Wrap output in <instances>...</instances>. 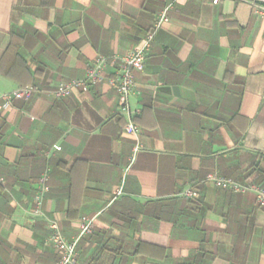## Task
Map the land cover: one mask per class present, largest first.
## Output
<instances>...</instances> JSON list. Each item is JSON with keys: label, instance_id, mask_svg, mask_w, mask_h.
Instances as JSON below:
<instances>
[{"label": "crops", "instance_id": "obj_1", "mask_svg": "<svg viewBox=\"0 0 264 264\" xmlns=\"http://www.w3.org/2000/svg\"><path fill=\"white\" fill-rule=\"evenodd\" d=\"M165 10L135 74L142 150L130 166L110 60L136 50ZM100 57L102 82L54 98ZM24 87L39 94L0 112V264H57L48 221L72 241L94 216L81 264H264L255 195L206 182L264 184V16L250 4L0 0V97ZM43 174L44 216L34 217Z\"/></svg>", "mask_w": 264, "mask_h": 264}, {"label": "built area", "instance_id": "obj_2", "mask_svg": "<svg viewBox=\"0 0 264 264\" xmlns=\"http://www.w3.org/2000/svg\"><path fill=\"white\" fill-rule=\"evenodd\" d=\"M222 0H213V4L217 5ZM242 3L250 4L257 15L264 16V0H236ZM167 21V10L162 12L158 17L154 30L149 33L142 44L128 56L123 58L113 57L110 63L117 65L115 74L109 80V85L114 88L118 95L119 114L126 121L125 133L134 140L133 156L131 159L132 166L138 154L142 150L141 142V128L135 121V115L131 108V99L136 94V72L144 69L145 61L151 51L157 32L161 29L163 24ZM109 60L100 57L88 65L85 77L82 80H74L63 82L59 84L53 92L56 100L71 97L79 89L86 91L91 84L100 83L104 79V71ZM39 90L35 87H24L12 92L3 94L0 97V112L9 110L15 101H30ZM60 146H55L54 151H61ZM206 182L211 183L218 189L231 191L237 194L250 192L256 197L258 206L264 211V184L263 185H243L232 179L224 178L218 174H210L206 178ZM48 175L43 174L37 182V194L34 198L35 209L33 210L34 217L44 216L43 203L45 195L48 193ZM120 192L117 194L119 195ZM188 198H193V192L188 190L186 192ZM96 216L88 218L81 226L79 235L72 241H68L58 225L54 220H49V229L51 236L48 243L60 255V261L57 264H81L78 260V244L79 241L86 235L92 234L94 230V222Z\"/></svg>", "mask_w": 264, "mask_h": 264}]
</instances>
